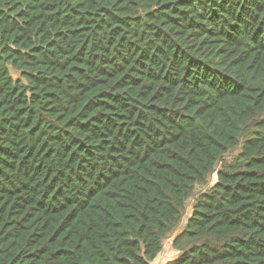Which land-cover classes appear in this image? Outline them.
I'll return each instance as SVG.
<instances>
[{"label": "trees", "instance_id": "obj_1", "mask_svg": "<svg viewBox=\"0 0 264 264\" xmlns=\"http://www.w3.org/2000/svg\"><path fill=\"white\" fill-rule=\"evenodd\" d=\"M194 195L167 264H264V0H0V264H156Z\"/></svg>", "mask_w": 264, "mask_h": 264}, {"label": "rangeland", "instance_id": "obj_2", "mask_svg": "<svg viewBox=\"0 0 264 264\" xmlns=\"http://www.w3.org/2000/svg\"><path fill=\"white\" fill-rule=\"evenodd\" d=\"M241 152V147L230 151L223 159L222 163L219 164L216 168V171L213 175H211L206 184H204L203 186L197 185L196 189L194 191V194L199 193L200 191H206L207 189H209L211 186H213L217 180H218V171L221 170L223 165H228L231 163H234L237 160L238 155ZM195 200V195L194 197L187 203V211L186 214L179 226V228L176 230L177 232H174L166 241H165V245H164V251L160 254L159 258L157 259L156 264H167V262L172 261L174 259H176V257L178 256L179 252H177L175 249H173L172 243H173V239L174 237L179 233V230H181L187 220L188 217L190 216L191 213V209H192V205L193 202Z\"/></svg>", "mask_w": 264, "mask_h": 264}]
</instances>
